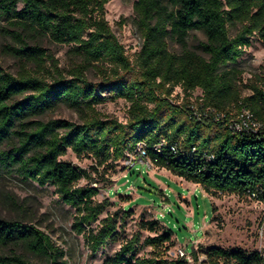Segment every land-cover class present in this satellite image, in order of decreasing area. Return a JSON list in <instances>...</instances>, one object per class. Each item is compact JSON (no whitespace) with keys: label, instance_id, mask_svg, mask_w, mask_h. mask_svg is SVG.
I'll list each match as a JSON object with an SVG mask.
<instances>
[{"label":"trees","instance_id":"1","mask_svg":"<svg viewBox=\"0 0 264 264\" xmlns=\"http://www.w3.org/2000/svg\"><path fill=\"white\" fill-rule=\"evenodd\" d=\"M110 1L0 0V21L6 24L1 31L11 41L3 52L19 66L15 76L0 66V173L53 187L75 211L73 229L84 235L92 254L117 242L118 216L92 228L110 203L95 201L99 189L86 170L60 160L68 150L106 169L143 143L154 168L200 186L207 195H254L264 204V139L198 122L186 105L171 100L176 88L186 97L200 91L204 109L227 116L243 107L264 122V76L254 75L242 85L243 71L228 68L237 64L252 38L264 43V0H136L134 24L141 47L133 62L106 20ZM194 31L205 37L197 46L202 54L188 45ZM42 41L69 46L70 68L61 69ZM170 44L179 51H171ZM91 72L99 82L89 81ZM243 90L250 95L243 96ZM118 100L128 104L125 124L98 111ZM59 105L74 111L78 122L41 119ZM82 180L89 184L78 186ZM139 227L155 233L159 222L142 221ZM173 234L165 226L146 238L149 258L136 257L135 235L104 264H190L164 258ZM0 247H24L48 264H66L49 236L18 220L0 217ZM189 255L197 264V253L190 248ZM205 257L202 264H264L259 252L218 247L207 249ZM0 264L29 262L12 252L0 255Z\"/></svg>","mask_w":264,"mask_h":264},{"label":"rangeland","instance_id":"2","mask_svg":"<svg viewBox=\"0 0 264 264\" xmlns=\"http://www.w3.org/2000/svg\"><path fill=\"white\" fill-rule=\"evenodd\" d=\"M135 1L111 0L105 6V17L112 33L132 62L141 47V38L134 24ZM5 26V22L0 21V66L5 72L15 76L18 63L3 52V47L11 43L1 31ZM204 40L201 32L194 31L188 36V45L202 54L197 46ZM41 45L47 54L58 61L61 69L70 68L72 59L69 46H57L47 41H42ZM169 48L173 52L179 51L172 44ZM231 67L243 71L242 85L247 84L254 75L264 76V43L252 38L251 46L244 51L236 65L228 66ZM87 77L93 83L100 81L92 72ZM248 95L250 92L243 90V96ZM200 97V91L186 97L176 88L171 100L178 107L191 105L198 108ZM127 110L128 104L123 100L106 102L98 107V111L105 117L123 124L128 119ZM41 119L78 122L76 113L63 105L57 106ZM2 149H6L5 146ZM60 160L86 170L91 175L96 183L92 186L99 189L95 201L100 203L107 200L110 203L92 228L98 229L103 219L117 214V242L92 254L84 235H78L73 229L75 211L59 200L53 187L23 183L15 176L3 173H0V217L21 221L49 236L54 245L64 253L63 260L66 264H104L106 259L114 256L135 235L139 236L136 257L149 258L152 250L144 245V240L156 236L165 226L174 232L171 241L165 245L164 258L170 261L178 258L179 249L189 254L190 248L198 255L197 264L205 262V252L210 247L264 254V204L252 198L219 193L207 195L198 185L186 182L167 171L156 172L155 168L141 164H136L127 171L123 163L125 159L112 162L104 169L97 167L91 158H77L68 150ZM88 184L89 182L82 180L78 186ZM128 213L130 215L127 216ZM120 218H123L122 222ZM155 220L159 222L155 233L140 229V222ZM12 252L23 255L29 264H48L46 258L29 254L24 247H0V255ZM189 263L193 264L192 260Z\"/></svg>","mask_w":264,"mask_h":264},{"label":"built area","instance_id":"3","mask_svg":"<svg viewBox=\"0 0 264 264\" xmlns=\"http://www.w3.org/2000/svg\"><path fill=\"white\" fill-rule=\"evenodd\" d=\"M261 89L262 92H264V85L261 86ZM198 101V108L186 105L187 110L198 122L211 125L222 124L234 135L247 134L264 139V122L257 120L253 113H251L248 109L242 107L240 110H234L230 113V115L226 116L224 114L217 113L211 108L204 109L202 106V95ZM200 107L202 109H199ZM171 150L175 151L173 147ZM158 152H160V147L158 148ZM208 157L209 159L213 158V156ZM123 163L127 171L132 169L136 164H141L148 168L153 167L147 157L145 145L143 143L137 144L134 150L127 153L126 159ZM250 198H254V195ZM177 254L178 258L185 259L187 262L191 261L190 255L185 250L179 249Z\"/></svg>","mask_w":264,"mask_h":264},{"label":"crops","instance_id":"4","mask_svg":"<svg viewBox=\"0 0 264 264\" xmlns=\"http://www.w3.org/2000/svg\"><path fill=\"white\" fill-rule=\"evenodd\" d=\"M156 170H157L158 172L166 171V170H164V169L159 170V169H156V168H155V171H156ZM157 171H156V172H157ZM167 172H168V171H167Z\"/></svg>","mask_w":264,"mask_h":264},{"label":"water","instance_id":"5","mask_svg":"<svg viewBox=\"0 0 264 264\" xmlns=\"http://www.w3.org/2000/svg\"><path fill=\"white\" fill-rule=\"evenodd\" d=\"M193 250V248H191V251Z\"/></svg>","mask_w":264,"mask_h":264}]
</instances>
